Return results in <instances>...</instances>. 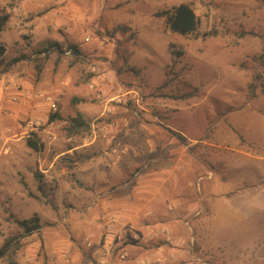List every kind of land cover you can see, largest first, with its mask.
<instances>
[{"label":"rangeland","instance_id":"obj_1","mask_svg":"<svg viewBox=\"0 0 264 264\" xmlns=\"http://www.w3.org/2000/svg\"><path fill=\"white\" fill-rule=\"evenodd\" d=\"M181 4L193 35L157 16ZM0 16V264H264V0H0Z\"/></svg>","mask_w":264,"mask_h":264},{"label":"trees","instance_id":"obj_2","mask_svg":"<svg viewBox=\"0 0 264 264\" xmlns=\"http://www.w3.org/2000/svg\"><path fill=\"white\" fill-rule=\"evenodd\" d=\"M158 17H165L167 28L176 34L182 36H190L197 32L200 20L194 9L190 5L181 4L179 6L173 7L172 9L160 12L157 14ZM8 21L7 16H0V29L4 27ZM69 50L73 52L74 55H79L80 50L75 45H70ZM4 53V49L0 48V55ZM58 119H61V116L57 113L51 114L49 116V123H52ZM90 128L89 124L84 119L81 113L73 117L70 121V131L72 133H79L81 129ZM27 146L34 151H40L43 147V144L39 140L37 134H33V137H29L26 141ZM19 224L24 229L26 234L31 235L35 231L41 228L40 219L38 216H34L29 220L19 221ZM14 239H8L5 241L4 245L0 249V259L7 255L9 249L13 245ZM9 264H16L14 261H11Z\"/></svg>","mask_w":264,"mask_h":264},{"label":"built area","instance_id":"obj_3","mask_svg":"<svg viewBox=\"0 0 264 264\" xmlns=\"http://www.w3.org/2000/svg\"><path fill=\"white\" fill-rule=\"evenodd\" d=\"M51 107H52V109H54V110L57 109V105H56V103H52V104H51Z\"/></svg>","mask_w":264,"mask_h":264},{"label":"crops","instance_id":"obj_4","mask_svg":"<svg viewBox=\"0 0 264 264\" xmlns=\"http://www.w3.org/2000/svg\"><path fill=\"white\" fill-rule=\"evenodd\" d=\"M136 262H141L140 260L136 259Z\"/></svg>","mask_w":264,"mask_h":264}]
</instances>
